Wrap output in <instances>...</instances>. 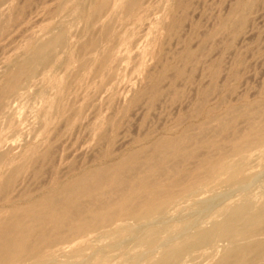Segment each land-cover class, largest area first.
I'll return each instance as SVG.
<instances>
[{
	"label": "rangeland",
	"instance_id": "rangeland-1",
	"mask_svg": "<svg viewBox=\"0 0 264 264\" xmlns=\"http://www.w3.org/2000/svg\"><path fill=\"white\" fill-rule=\"evenodd\" d=\"M62 1L11 0L12 6L24 8V11L17 24L7 23L9 26L0 36L5 37L0 39L1 72L11 57L13 59V56L20 53L21 47L28 40L42 41L41 38L44 40L59 31L63 30L64 33V42L61 44L64 47L57 48L53 61L39 71L34 83H31L16 102V108L20 109V111L16 109L17 118L22 121L21 126H26L27 130L22 133L10 131L2 126L4 130L0 133V146L6 148L13 144L15 148L17 144L15 153L38 138V140L44 138L43 144L52 145V154L50 158L41 162L39 174L36 175L34 169L30 167H24L17 175L9 193V197L14 200H17L24 191L37 190L46 186L48 181L51 183L57 177H65L73 165H75L73 169H77L99 161L108 147L114 149L115 155H119L145 141L153 145L167 135L177 134L184 128L188 129L190 135L222 141L227 134L219 130L218 132L217 126L226 110L233 111L236 126L244 130L248 125L245 115L249 110L248 104L261 102L263 99L264 0H250L253 1V5L247 22L240 31L228 28L217 32L213 38L207 35L218 30L219 19L227 17L238 0H188L183 12L172 11L176 0H141L143 4L136 15L124 12L125 10L123 11L118 4L119 0H104L107 6L103 14L95 19L89 18V13L96 0ZM15 6L13 7L16 8ZM174 17L181 18V21L173 32H169L166 26ZM104 19L106 21L103 23ZM6 30L10 33L8 34ZM92 30L94 31L91 32ZM92 42L95 43L92 45ZM186 48L190 49L193 55L184 62L180 55ZM166 60H175L176 66L167 71L159 80L157 89L153 90L152 81H149L147 76L150 73L152 78L157 77ZM101 61L105 62L104 65L100 64ZM216 62L221 66L213 81L211 72ZM213 84L215 87L211 88ZM145 89L147 90L143 93ZM201 105L214 106L216 110L205 119L202 114L196 113V108ZM45 119L50 122L46 128ZM101 121L102 124H99ZM108 121L111 123L107 124ZM6 124L7 122L4 123L5 126ZM100 125L102 130L107 132L110 144L108 139L98 141ZM200 126L205 128V134L200 132ZM55 128L58 130L57 133ZM53 133L55 134L52 135ZM21 136L22 139H19ZM26 137L29 140H26ZM6 140H9V143L5 146ZM185 145L190 149L197 147V143L190 138L185 140ZM208 152L206 149H198V156L202 157ZM145 158L144 156L137 160L136 164H142ZM255 158L248 168L247 180L243 184H221L213 179L198 191V195H202L200 199L204 201L193 199L194 193L190 196L187 194L178 196L175 200L181 203L180 206L176 211H172L170 219L160 227L144 228L142 224L139 225L140 220L135 222L133 219L122 221L125 223L123 227L116 225L101 227L89 234H83L84 236H74L66 242L47 247L43 255L37 257L41 260L38 264H152L162 250L148 248L149 241L154 236L152 233H161L162 238H167L170 234L178 235L176 243H180L189 236L188 233L181 235L182 228L194 232L199 224L210 226L213 221L224 217L227 206L239 203L246 193L256 199V202L259 200L257 204L262 201L264 153ZM196 161L197 159L193 160L190 165ZM1 169L0 173L5 171ZM20 177H23L22 181ZM2 202L0 218L7 210L5 202L3 204ZM148 219H141L142 223ZM117 223L119 222L115 224ZM137 226L139 227L134 232L133 227ZM211 251L213 252L210 250L204 255L200 253L197 258L188 260L185 264H213L218 260L221 249L214 251V254ZM32 260L22 264H30Z\"/></svg>",
	"mask_w": 264,
	"mask_h": 264
},
{
	"label": "bare ground",
	"instance_id": "bare-ground-1",
	"mask_svg": "<svg viewBox=\"0 0 264 264\" xmlns=\"http://www.w3.org/2000/svg\"><path fill=\"white\" fill-rule=\"evenodd\" d=\"M60 2L63 1L60 0ZM141 2V0H119L118 4L127 14L136 15L137 10L143 4ZM114 3L116 4L115 1ZM187 3L188 0H176L174 5L172 4L171 9L172 11L182 10L183 12L187 7ZM252 5L253 1L238 0L230 14L227 17L219 19L218 30L212 31L207 37L213 38L217 32L228 28L234 29L236 32L240 31L247 22ZM13 6L11 0H0V36L7 26H9L7 23L13 22L15 24L16 22L17 24V21L23 14L24 8H18L16 6L14 8ZM106 6V1L96 0L94 7L92 6V11L90 13L88 12L89 18L95 19L100 17ZM53 8L50 10L52 11ZM118 10L120 11V9ZM106 11L109 13L108 10ZM7 12L9 13L7 14ZM127 18L129 19V17ZM105 21L104 19L103 23ZM180 21L181 18L174 17L166 26V29L169 32H173ZM91 23L93 24V22ZM125 26L128 27L127 25ZM6 31L8 33V30ZM120 31L122 32V30ZM84 33L86 34V32ZM2 38L5 39L3 36ZM2 38L0 37V39ZM41 40L36 41L30 39L27 42L25 41L26 43L24 45L22 44L23 47H21V50L19 49L20 53L13 56V59L11 57L10 61L8 60L9 63L0 72V133L4 130L2 126L10 131L22 133L27 130L25 128L26 126H21L22 121L17 118L16 111H20V109L18 107V109L16 108V102L26 92L31 83H34L33 81L39 71L49 66L53 61L57 53V48L59 46V48L64 47L62 46L64 42L63 30L49 37L47 36L44 40L41 38ZM94 43L92 42V45ZM192 55L193 52L186 48L180 55V59L187 62ZM93 61L95 60L93 59ZM104 63V61H101L100 64L104 65ZM175 66V60H166L163 62L157 77L152 78V75L150 73L148 74L147 77L149 81H152L153 90L157 89L159 80L165 76L167 71ZM220 66L221 64L216 62L212 68L211 77L213 81L217 77ZM95 74L97 73L95 72ZM36 79H38V76ZM213 87H215V84L211 86V88ZM251 93L249 94L251 95ZM225 101L227 100L225 99ZM260 101L248 104L249 110L245 114L247 115L248 125L244 130L236 126V116L233 114V111L231 109L226 110L217 126V131L226 132L227 134L222 141L205 138V136L190 135L188 129L184 128L177 134L167 135L153 145L145 141L119 155H115L113 153L114 149L112 150L108 147L102 153L99 161H94L95 163H91L87 167L83 166L77 169H73L75 168V165H73V170L69 169L65 177H57L51 183L48 181L46 186L37 188V190L31 191L29 189L30 191H24L19 195V198L17 197L18 199L16 198L17 200L9 197L17 175L24 167H30L32 170L34 169L36 175L39 174L41 172V162L50 158L52 154V145L43 144L44 138L40 140L38 138L35 142H29L23 146L18 153L14 152L17 144L15 148L13 144H10L6 148L0 146V168L5 169V171L0 173V202H5V209H7L6 213L0 218V264H22L32 259L30 264H38L41 260H38L37 257L42 256L47 247L53 246L56 243L66 242L74 236H84L83 234H89L92 230L101 227L111 225L123 227L125 223L122 221L129 219H133L135 222L140 220L141 223L139 225L142 224L141 226L144 228L160 227L166 220L168 221L170 219L169 215L172 211H176L180 206L181 203L176 202L175 199L181 194L190 196L194 193L195 195L192 198L199 200L202 195H198V191L213 179H216L221 184L239 185L245 183L247 180V171L252 160L264 153V94L263 99ZM215 110L216 107L214 106L201 105L196 108V113L202 114L206 119ZM6 122L7 124L5 126L4 123ZM49 123V120L45 119V128ZM109 123L111 121H108L107 124ZM99 124H102V121ZM98 128V141L108 139L107 132L102 130V126L100 125ZM56 131L58 130L55 128ZM200 132L205 134V128L203 126H200ZM27 137L26 140H29ZM50 137L52 136L50 135ZM18 138L22 139V136ZM187 138L194 140L197 143V147L192 149L188 148L185 145ZM6 141L5 146L6 143H9V140ZM108 142L110 144L111 141L109 140ZM41 145L43 147L44 145L46 146L42 148ZM198 149H206L209 152L199 157ZM211 150L215 152H211ZM144 156L146 157L145 161L137 165L136 161ZM195 159L197 161L193 165H190V162ZM25 173L27 172L25 171ZM22 178L20 179L21 181ZM16 184L19 185L20 183ZM14 188H16V185ZM18 190H16L17 196ZM262 197V201L257 204L259 200L256 202V199H253L246 193L239 203L227 206L224 210V217L220 220L213 221L210 226L201 225L198 220L195 222L199 226L196 227L195 231L193 230L194 232H189L190 229L187 230L186 227H184L186 230L182 228V231L180 230L181 235L188 233L189 236L185 241L181 239L182 242L180 243H176L178 241V235L170 234L169 236L167 235V238H162L160 236L161 233H152L154 236L149 241L148 248H162L160 256L152 264H185L188 260L197 258L200 253L204 255V253L208 254L210 250L214 252L219 249H221V254L213 264H264V195ZM200 200L202 201L203 199ZM147 218L149 219L142 223L141 219L145 220ZM116 222L119 223L115 224ZM138 227H133V231H137L136 229Z\"/></svg>",
	"mask_w": 264,
	"mask_h": 264
}]
</instances>
